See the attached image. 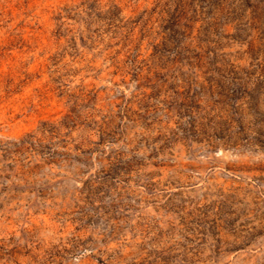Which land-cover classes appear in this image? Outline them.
Instances as JSON below:
<instances>
[{"label":"rangeland","instance_id":"rangeland-1","mask_svg":"<svg viewBox=\"0 0 264 264\" xmlns=\"http://www.w3.org/2000/svg\"><path fill=\"white\" fill-rule=\"evenodd\" d=\"M0 264H264V0H0Z\"/></svg>","mask_w":264,"mask_h":264},{"label":"trees","instance_id":"trees-1","mask_svg":"<svg viewBox=\"0 0 264 264\" xmlns=\"http://www.w3.org/2000/svg\"><path fill=\"white\" fill-rule=\"evenodd\" d=\"M82 7L86 9V7H85L84 5H82ZM109 13H110V15H111L112 17H109L108 19H107V18L105 19V17H104V19H102V20H106V21L108 20L109 22H114L115 18H117L116 13H114L113 11H110ZM109 25L112 26L113 24L111 23V24H109ZM21 143L24 144L23 142H21ZM16 147H17V145H16ZM17 148H18V147H17Z\"/></svg>","mask_w":264,"mask_h":264}]
</instances>
